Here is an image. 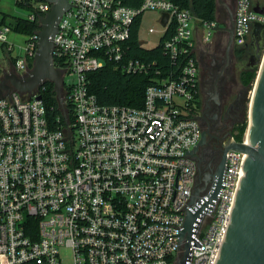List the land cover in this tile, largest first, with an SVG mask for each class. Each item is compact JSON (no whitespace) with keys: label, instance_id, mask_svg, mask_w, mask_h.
Instances as JSON below:
<instances>
[{"label":"built area","instance_id":"obj_1","mask_svg":"<svg viewBox=\"0 0 264 264\" xmlns=\"http://www.w3.org/2000/svg\"><path fill=\"white\" fill-rule=\"evenodd\" d=\"M127 1L69 0L73 5L62 14L54 36L64 99L55 123L41 93L45 82L33 94L12 88L0 97V264H179L186 208L195 212L205 203L185 264L217 263L247 153L229 150L217 196H211L214 181L189 203L197 182L189 150L202 136L191 116L198 88L191 22L198 18L174 0ZM26 2L33 6L26 16L30 20L51 8L45 0ZM151 11L159 12L162 26L155 46L174 30L163 41L169 66L129 56L139 19L144 46L140 32ZM3 14L0 49L24 76L33 66L38 35H28L22 52L12 56L10 33L16 31ZM256 22L264 24V12L255 10L253 0H237V44L249 39ZM199 23L203 40H209L217 18ZM156 31L147 29L148 34ZM108 62L127 74L154 73L157 83L147 87L143 106L98 100L88 73ZM7 71L13 72L9 64ZM233 139L248 144V130Z\"/></svg>","mask_w":264,"mask_h":264},{"label":"water","instance_id":"obj_2","mask_svg":"<svg viewBox=\"0 0 264 264\" xmlns=\"http://www.w3.org/2000/svg\"><path fill=\"white\" fill-rule=\"evenodd\" d=\"M51 3V8L40 16L41 28L37 31L38 48L36 50L34 63L29 72L19 76L14 72H4L0 77V97L10 93L12 88L21 93L33 94L36 88L45 81L54 83L60 106L63 107V72L54 64V36L58 32V24L62 14L70 8L69 0H45ZM222 0H217V7ZM30 6V2L26 3ZM255 10L264 12L260 6ZM168 13L163 14L162 24L165 25ZM224 21L217 18L214 32L222 29ZM254 48L253 61L249 67H258L257 76L253 82V95L247 106L248 112V144L231 138L226 146V152L231 149L245 151L247 157L244 164V172L239 183L236 194L230 225L226 231L219 257L216 264H264V24L256 22L252 36ZM252 88V89H251ZM37 98H41L38 95ZM64 108V107H63ZM202 143V139L189 150V154L196 159L195 152ZM224 174L219 172L215 180V188L212 197H216L222 187ZM196 182L190 204H194L199 194L204 190ZM209 200L208 202H210ZM195 212L186 208L187 214L184 227L180 233L183 243L184 254L179 264H185V259L190 248V240L194 223L199 213L206 205Z\"/></svg>","mask_w":264,"mask_h":264},{"label":"flooded vegetation","instance_id":"obj_3","mask_svg":"<svg viewBox=\"0 0 264 264\" xmlns=\"http://www.w3.org/2000/svg\"><path fill=\"white\" fill-rule=\"evenodd\" d=\"M236 5L237 0H228L222 7V29L216 30L209 40L197 42L194 48L198 88L191 116L202 130V143L196 149L195 160L196 181L204 187L210 186L219 172H225L226 146L235 137L237 126L247 118L246 95L253 84L244 82V71L253 61L254 28L244 44H237ZM9 67L17 74L13 61L9 62Z\"/></svg>","mask_w":264,"mask_h":264},{"label":"trees","instance_id":"obj_4","mask_svg":"<svg viewBox=\"0 0 264 264\" xmlns=\"http://www.w3.org/2000/svg\"><path fill=\"white\" fill-rule=\"evenodd\" d=\"M26 1H19V3L30 10L33 6H28ZM181 7L190 8L193 14L200 21H213L217 14V0H174ZM133 5H137L141 0L127 1ZM3 21H7L8 14L3 12ZM139 22L136 25L129 39L130 51L129 56L140 57L148 59H158L160 62H167V56L163 51V41L169 37L173 32V28L167 30L162 37L160 44L155 47L147 48L142 46L139 42ZM12 28L16 32L32 35L37 33L41 28L39 18L30 20L23 16H14L9 21ZM169 61L167 62V64ZM32 65V64H30ZM170 64H168L169 66ZM173 66V65H172ZM171 67V66H170ZM258 67H249L244 71V82H254L257 76ZM164 74L160 75V77ZM90 80V89L97 95L98 100L103 104H121L135 107H141L144 104L145 92L147 87L152 83H157L154 73L147 74H127L119 69L114 68L113 64L108 62L103 68L88 73ZM252 86V85H251ZM44 90L42 93L43 100L47 105V115L52 123L57 121V117L61 116L62 109L57 98V93L54 88V83L45 81ZM69 108L67 107V111ZM71 118V116L69 115ZM248 127V118L240 123L236 128L235 138L242 139Z\"/></svg>","mask_w":264,"mask_h":264},{"label":"rangeland","instance_id":"obj_5","mask_svg":"<svg viewBox=\"0 0 264 264\" xmlns=\"http://www.w3.org/2000/svg\"><path fill=\"white\" fill-rule=\"evenodd\" d=\"M19 1H23V0H0V12H5L8 14V21H11L14 18V16L26 17L29 15L30 9L28 7L21 5ZM33 1L38 2V0H33ZM159 16L160 14L157 11H151L145 14L143 28L140 32V39L141 41H143L145 47H153L159 41V38L162 34V26L159 24L157 20ZM191 23H192V27L194 28V31H195V27L198 26L199 31L201 32L202 27L198 19L196 18L193 19ZM151 26L157 29V31L154 34L147 33V29ZM213 35H214V31L212 32L211 37H213ZM27 39H28V35L25 33H20V32L10 33V40L15 43L14 50L11 52L12 56H16L17 54L22 52L21 45H25ZM8 64H9L8 59H6L5 54L0 49V77L3 74V69L6 68V66L8 67ZM250 87L253 88V85L252 86L250 85ZM250 95H251V90H248L246 95L247 106L250 101ZM247 118H248V112H247ZM67 255L69 256L70 252H67Z\"/></svg>","mask_w":264,"mask_h":264},{"label":"crops","instance_id":"obj_6","mask_svg":"<svg viewBox=\"0 0 264 264\" xmlns=\"http://www.w3.org/2000/svg\"><path fill=\"white\" fill-rule=\"evenodd\" d=\"M228 0H222V3L219 4V6L217 7V14H216V18L221 19L222 16V7L225 6L227 4ZM255 6H260V7H264V0H253ZM195 40L196 43L197 42H203V37H202V28H201V32L199 31L198 26L195 27Z\"/></svg>","mask_w":264,"mask_h":264},{"label":"bare ground","instance_id":"obj_7","mask_svg":"<svg viewBox=\"0 0 264 264\" xmlns=\"http://www.w3.org/2000/svg\"><path fill=\"white\" fill-rule=\"evenodd\" d=\"M252 95H253V89H252V91H251V95H250V96L252 97ZM250 100H251V99H250ZM249 103H250V102H249Z\"/></svg>","mask_w":264,"mask_h":264}]
</instances>
